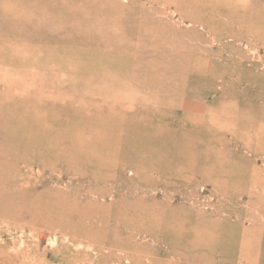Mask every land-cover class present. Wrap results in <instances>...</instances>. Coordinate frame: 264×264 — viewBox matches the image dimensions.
Here are the masks:
<instances>
[{"label":"rangeland","instance_id":"obj_1","mask_svg":"<svg viewBox=\"0 0 264 264\" xmlns=\"http://www.w3.org/2000/svg\"><path fill=\"white\" fill-rule=\"evenodd\" d=\"M0 264H264V0H0Z\"/></svg>","mask_w":264,"mask_h":264}]
</instances>
